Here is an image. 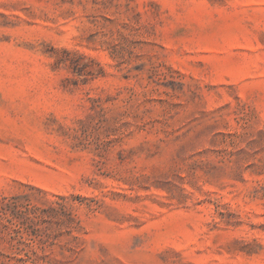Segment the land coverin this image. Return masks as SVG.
Returning a JSON list of instances; mask_svg holds the SVG:
<instances>
[{"label":"rangeland","instance_id":"1","mask_svg":"<svg viewBox=\"0 0 264 264\" xmlns=\"http://www.w3.org/2000/svg\"><path fill=\"white\" fill-rule=\"evenodd\" d=\"M3 197L79 222L31 264H264V0H0Z\"/></svg>","mask_w":264,"mask_h":264},{"label":"trees","instance_id":"2","mask_svg":"<svg viewBox=\"0 0 264 264\" xmlns=\"http://www.w3.org/2000/svg\"><path fill=\"white\" fill-rule=\"evenodd\" d=\"M80 229L64 206L40 208L18 197L0 199V264H31L54 255L61 235ZM75 238V237H73ZM74 250L68 258L73 257Z\"/></svg>","mask_w":264,"mask_h":264}]
</instances>
